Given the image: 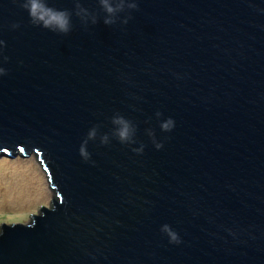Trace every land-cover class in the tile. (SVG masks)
Returning a JSON list of instances; mask_svg holds the SVG:
<instances>
[{
  "label": "water",
  "instance_id": "95a60500",
  "mask_svg": "<svg viewBox=\"0 0 264 264\" xmlns=\"http://www.w3.org/2000/svg\"><path fill=\"white\" fill-rule=\"evenodd\" d=\"M81 2L98 22L65 35L0 0V153L35 152L55 193L1 222L0 264H264V0H137L110 26ZM117 112L135 144L111 136ZM94 125L110 143L85 161Z\"/></svg>",
  "mask_w": 264,
  "mask_h": 264
},
{
  "label": "clouds",
  "instance_id": "9594fccd",
  "mask_svg": "<svg viewBox=\"0 0 264 264\" xmlns=\"http://www.w3.org/2000/svg\"><path fill=\"white\" fill-rule=\"evenodd\" d=\"M15 2L20 4V7L27 10L30 23L34 26H41L53 32L60 34H68L73 27L72 17L75 15L80 19V21L87 25L89 22L91 24H96L99 19V13L97 11L90 10L85 7L81 0H74V9H58L49 4V0H15ZM100 11L104 13L103 22L105 25H113L119 20L122 24H127L130 17L129 15L124 16L122 19L120 13L128 10H134L138 8L137 0H97ZM19 24H13L12 28H18ZM5 46V41L0 39V57L4 61L8 59L7 56H3V48ZM6 69L0 67V75L6 74ZM157 118L163 116V113L157 111L155 113ZM111 123L114 126L111 131V136L115 137L122 144H135V134L137 131V126L130 119L120 113H115L111 117ZM99 125L92 126L86 137L82 140L79 147V153L85 161H89L91 158V153L87 149L89 141L95 140L99 134ZM175 127V121L172 117H167L160 120V128L162 131L169 132ZM149 137L152 139L156 149L163 147V142L158 141L153 129L149 128L146 130ZM99 140L101 144L110 143V135L108 133L99 134ZM144 145L141 144L139 147H135L132 151L136 153H142ZM0 155H10L8 152L0 153ZM22 155V154H20ZM19 155V156H20ZM13 156V155H11ZM18 156V155H15ZM41 161V160H40ZM42 163V162H41ZM43 164V163H42ZM45 171L46 167L43 164ZM47 173V171H46ZM49 177V175H48ZM32 216V215H31ZM31 218V217H30ZM161 231L169 237L170 243H180V237L176 231H174L170 225H163Z\"/></svg>",
  "mask_w": 264,
  "mask_h": 264
},
{
  "label": "rangeland",
  "instance_id": "374dc122",
  "mask_svg": "<svg viewBox=\"0 0 264 264\" xmlns=\"http://www.w3.org/2000/svg\"><path fill=\"white\" fill-rule=\"evenodd\" d=\"M54 194L35 152L28 156L0 155V225L2 221L29 222L41 204L49 206Z\"/></svg>",
  "mask_w": 264,
  "mask_h": 264
}]
</instances>
